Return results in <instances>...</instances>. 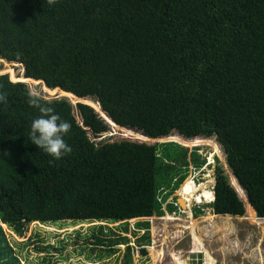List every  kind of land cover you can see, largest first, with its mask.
I'll return each mask as SVG.
<instances>
[{
    "label": "trees",
    "instance_id": "trees-1",
    "mask_svg": "<svg viewBox=\"0 0 264 264\" xmlns=\"http://www.w3.org/2000/svg\"><path fill=\"white\" fill-rule=\"evenodd\" d=\"M0 61L24 67V82L43 80L49 90L97 102L114 127L156 140H217L246 206L219 165L210 207L264 220V0H0ZM11 79L0 74L7 93L0 103V264H25L21 250L31 245L11 241L7 231L25 238L34 224L57 223H120L90 230L83 251L93 264L121 253L122 264H134L123 235L129 221L175 212L174 203L163 205L190 180V166L200 171L207 159L175 142L97 145L88 134L110 127L90 105L77 107L82 127L66 98H41L71 124L63 139L72 151L50 164L53 157L29 140L40 114L27 103L29 87ZM188 188L180 192L190 206ZM150 228L139 221L131 231L133 238L145 231L136 238L143 255ZM60 242L62 249L34 248L63 252Z\"/></svg>",
    "mask_w": 264,
    "mask_h": 264
},
{
    "label": "rangeland",
    "instance_id": "rangeland-1",
    "mask_svg": "<svg viewBox=\"0 0 264 264\" xmlns=\"http://www.w3.org/2000/svg\"><path fill=\"white\" fill-rule=\"evenodd\" d=\"M0 74H7L10 79L12 77L16 82L27 83L28 87H37L41 91V98L44 100L51 101L62 98L70 100L78 122L80 121L77 109L79 104L90 105L96 113L101 114L96 102L91 99H84L83 101L72 99L67 95H63L60 91L49 90L43 83L24 82V67L20 65L0 61ZM102 115L106 120L105 115ZM133 131H126L112 125L111 130L107 129L100 137L93 138L92 134H90V137L97 145L122 140L145 142L153 145L160 143L159 141L167 140L186 147L189 151L199 148V154L202 158L207 159L208 163V166H204L200 171L192 170L185 178V180L194 181L199 188L197 185L194 186L193 183H186L181 189L180 185L168 198L166 204L163 205V208H165L167 204L174 203L180 207V197L181 200L183 197L181 192H179L180 196L177 193L179 189L181 191L186 186V188L189 187L188 191L192 193L189 197H192L193 200L190 206L187 203L188 210L181 206V210L166 213L162 217L153 216L149 219L130 221V232L128 234L123 233V235L131 240L130 245L133 246L134 264H210L212 262L215 264H264V220L258 217L256 221H253L249 211L244 216L218 215L210 207V204L215 201V193L211 190L217 184V168L219 165L225 168L229 174L230 182L240 193L239 196L245 203L243 198L245 193L238 190L240 185L228 167L227 155L222 145L217 140L185 141L176 135L169 136L170 139L168 137L163 140H153L145 138L139 131ZM196 202L199 204L203 202L204 205L198 208ZM185 204L186 202H184V206H186ZM196 208L203 211V215L198 218L194 217ZM139 221H150L151 223L150 244L146 247L147 255L140 252L141 246L136 242V238L144 235L145 231L138 233L136 238H133L131 232L134 231V224ZM100 225L115 228L120 223L108 225L105 223L76 225L73 223H57L51 226L34 224L25 238H19L9 231H7V234L11 241L15 240L20 244L31 242L29 247L21 250L25 264H45L44 257L50 259L47 264H93L88 260V257L92 256L91 253L83 251L84 245L92 243L93 239L90 238L87 242L84 237L89 235L90 230ZM120 227L119 231H123L122 226ZM77 231H80L81 236H75ZM60 241L64 242L63 246L66 247L62 250L63 252L51 251L50 254H38L35 251L34 247L42 242H44V245L51 244L55 245L57 249H62ZM141 244L143 243L141 242ZM89 247L92 248L91 245ZM119 247L121 251L125 252V245ZM118 255L107 258L102 264H122L124 261L123 253H121V256Z\"/></svg>",
    "mask_w": 264,
    "mask_h": 264
},
{
    "label": "clouds",
    "instance_id": "clouds-1",
    "mask_svg": "<svg viewBox=\"0 0 264 264\" xmlns=\"http://www.w3.org/2000/svg\"><path fill=\"white\" fill-rule=\"evenodd\" d=\"M55 2H56V0H48L49 4H54ZM24 76H25V72H24ZM36 81H41V80H36ZM14 82H16V81H14ZM25 84H27V83H25ZM41 95H42L41 91L35 86H31L27 90V96H28L27 103L31 107L38 109L39 113H40L39 116L34 118L31 122L29 140L32 144L36 145L39 149H42L49 156L53 157V160L49 161V163L52 164L55 160L61 159L63 155L68 154L72 151L71 147L69 145H67L63 139L64 135H66L70 131L71 124L69 122L63 120L58 114H56L55 109L53 107L47 106L46 104L42 103L41 102ZM0 103H7V93L6 92L0 91ZM70 104H71V102H70ZM96 104H97V102H96ZM99 109L102 112L100 106H99ZM96 115H98V113H96ZM98 117H99V115H98ZM101 120L108 127H110V130H111V126H112L111 124H114L115 126H117L111 119L110 120L112 121V123L104 121L103 119H101ZM79 123L83 127V122L81 119H80ZM85 130H88V128H85ZM128 130H130V129H128ZM90 134H92V133L88 134L89 138L91 139ZM102 134H99L96 137H100ZM92 137L96 138L93 135H92ZM91 141H92V139H91ZM207 166H208V163H207ZM215 188H216V186L212 190L214 193H215ZM215 201H216V193H215ZM215 201L213 203H211L210 205L214 204ZM202 203L199 204L196 202V204H197L196 207L200 208L199 206L204 205ZM174 207L176 208V211L181 210V208L178 207L176 204L174 205ZM166 213L167 212H165L164 214H166ZM138 219H142V218H138ZM135 220H137V219H135ZM2 227L4 229L6 228L3 225H2Z\"/></svg>",
    "mask_w": 264,
    "mask_h": 264
},
{
    "label": "bare ground",
    "instance_id": "bare-ground-1",
    "mask_svg": "<svg viewBox=\"0 0 264 264\" xmlns=\"http://www.w3.org/2000/svg\"><path fill=\"white\" fill-rule=\"evenodd\" d=\"M186 183H193L194 186H196V185L198 186V184H195L194 181L189 180L188 182H185L184 184H182V185L180 186V189H181V187H182L183 185H185ZM240 187H241V186H240ZM198 188H199V186H198ZM180 189L178 190V193H177L178 195H179ZM207 189H208V187H207ZM207 189H206V190H207ZM241 189H242V188H241ZM211 191H212V190H211ZM242 191H243V189H242ZM190 192H191V191H185L184 194H186V195L188 196V194H190ZM238 193H239V192H238ZM243 193H245V192L243 191ZM239 194H240V193H239ZM245 195H246V194H245ZM179 196H180V195H179ZM246 197H247V196H246ZM247 200H248V198H247ZM244 201H245V200H244ZM179 202H180L181 206L184 207V209H186L187 202H186V204H185L186 206H184V202H185V201L183 200V198H182V200H181V197H180V201H179ZM249 204H250V203H249ZM133 220H135V219H133Z\"/></svg>",
    "mask_w": 264,
    "mask_h": 264
},
{
    "label": "water",
    "instance_id": "water-1",
    "mask_svg": "<svg viewBox=\"0 0 264 264\" xmlns=\"http://www.w3.org/2000/svg\"><path fill=\"white\" fill-rule=\"evenodd\" d=\"M25 72V71H24ZM26 78V77H25ZM36 81V80H35ZM42 81V83L46 86V84H45V82L43 81V80H41ZM19 82V81H18ZM47 87V86H46ZM58 89H60L61 91H63L61 88H58ZM74 95V94H73ZM75 96V95H74ZM79 99H81V98H79ZM70 101V100H69ZM99 115V117L101 118V119H103L104 121H106L105 120V118H104V116L102 115V114H98ZM108 120V122H110V123H112V121L110 120V119H107ZM154 140V139H153ZM157 140H163L162 138L161 139H157ZM160 143H165V142H170V141H159ZM180 208H181V204H180ZM156 216V215H155ZM130 222V221H129Z\"/></svg>",
    "mask_w": 264,
    "mask_h": 264
},
{
    "label": "built area",
    "instance_id": "built-area-1",
    "mask_svg": "<svg viewBox=\"0 0 264 264\" xmlns=\"http://www.w3.org/2000/svg\"><path fill=\"white\" fill-rule=\"evenodd\" d=\"M190 169H191V172H192V170H194L195 171V168L193 167V166H190ZM197 171V170H196ZM190 172V173H191Z\"/></svg>",
    "mask_w": 264,
    "mask_h": 264
}]
</instances>
